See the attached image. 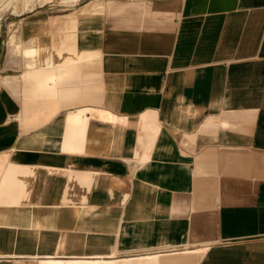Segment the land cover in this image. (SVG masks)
Masks as SVG:
<instances>
[{
  "label": "crops",
  "instance_id": "0c3cea01",
  "mask_svg": "<svg viewBox=\"0 0 264 264\" xmlns=\"http://www.w3.org/2000/svg\"><path fill=\"white\" fill-rule=\"evenodd\" d=\"M247 2L264 6L262 0ZM244 3L153 0L139 10L125 6L115 17L77 12V37L81 48L100 52L90 67L101 72L104 104L114 112L127 107L129 114L147 115L150 129L142 139H150L151 164L145 178L169 175L156 186L141 180L140 187L157 202L169 196L167 216L186 221L195 233L220 242L257 236L262 243L254 247L264 250V21L242 18L238 8ZM63 115L44 125L48 136L61 139ZM104 131L94 127L91 139L103 138L107 147ZM113 163L90 166L112 171ZM220 242L190 251L205 254Z\"/></svg>",
  "mask_w": 264,
  "mask_h": 264
},
{
  "label": "bare ground",
  "instance_id": "6f19581e",
  "mask_svg": "<svg viewBox=\"0 0 264 264\" xmlns=\"http://www.w3.org/2000/svg\"><path fill=\"white\" fill-rule=\"evenodd\" d=\"M46 1L0 0V18L6 10L21 13ZM112 5L110 0H93L78 11L51 15L38 33L25 40L14 39L9 31L6 59L14 58L19 72L1 74L0 85L18 99L19 106L15 111H8L2 121L30 135L64 110L58 156L82 157L87 153L91 130L100 126L108 139L103 156H118L128 165V173L119 176L102 166L95 167L94 171H78L57 163H24L17 159L16 152L29 151L28 138L21 140L18 147L0 151V261L8 264H194L189 258L194 254L191 248L210 247L220 242L215 235L204 237L195 233L186 221L170 219L167 216L169 196H160L157 202L154 193L138 184L144 180L156 186L169 175L161 173L155 181L145 178V169L151 164L150 151L146 148L150 139H142L150 129L143 121L146 114L138 111L129 114L127 107L114 112L104 104L101 72L90 67L100 52L81 48L77 37V12L96 14ZM45 32L49 34L47 41L42 38ZM70 104L76 106L69 107ZM111 150H119L120 154L114 156L109 153ZM57 175L64 177L61 192L58 198L49 200L45 190L50 178ZM94 188L100 190L102 205L85 217L91 201L82 192ZM129 232L140 236L150 234L151 242L144 246L137 243L132 248L120 247L121 236Z\"/></svg>",
  "mask_w": 264,
  "mask_h": 264
},
{
  "label": "rangeland",
  "instance_id": "374dc122",
  "mask_svg": "<svg viewBox=\"0 0 264 264\" xmlns=\"http://www.w3.org/2000/svg\"><path fill=\"white\" fill-rule=\"evenodd\" d=\"M92 1L93 0H80L74 3L72 0H47L43 5L37 4L32 10L21 13H13L11 10H6L3 16L0 18V75L12 73L16 74L19 72V65L14 60V58L6 59V50L9 44L8 42L10 36L9 31L12 33L14 39L20 38L25 40L30 38L28 37L29 35L32 36L38 33L40 27L50 15L62 13L68 6L81 7L85 5L82 7L85 8ZM110 1H112L114 6H110L109 8L98 12L99 17H103L105 13H108L112 17L121 15L125 6L139 10V6L151 7V5H153V0H126L128 2L125 0ZM244 1L245 6L243 10L238 8V12L243 11L242 18L258 19L264 21V6H259L260 8H258L253 4H246L250 1ZM262 3H264V0H262ZM230 13L231 12L229 11L228 14ZM86 16L89 15H84L83 17ZM180 17L183 18V12L181 13ZM260 31H262V27H260ZM42 38L44 39V34H42ZM47 40L48 39H46V41ZM18 106V99L12 97L8 90L4 86L0 85V151L8 149L9 147H18V144H20L21 140H26L28 138L30 140L27 142L29 151L16 152L17 159L24 163H57L58 165L65 167L68 166L78 171H82L84 169L88 171H94L93 169H95L97 166H90L92 164L108 165V162H115L111 166H116L117 168L112 169V171L109 170L110 172L118 174L119 176L126 175L128 173V170H123L124 166L121 164L118 156L112 157V159L103 158V155L100 153V151L105 150V148L102 147H106L107 144L106 140H103V138H93L91 141H89L87 148L88 153L84 154L86 156L83 155L80 158L68 159L67 156H58L60 138L48 136L47 133H45L44 126L38 128L36 131L32 132V134L28 135L20 132L16 125H11L2 121L8 111L17 110ZM47 155H52V157ZM124 165L128 168V165ZM63 181L64 177L61 175L50 178L45 190V194L48 196L49 200L52 197H59L58 195H60ZM40 182L41 181L38 178L37 183L40 184ZM138 184H140V182H138ZM121 189L123 190V188ZM82 193L87 199H89L88 201H91V205L89 206L90 210L85 215V217H87L89 213L98 210L102 205L100 199V190L94 188L90 192ZM256 237L257 236H232L231 239H225L221 241L220 244L207 251L205 254H203L201 251H197L191 256L190 259L193 260L195 264H264V250H258L257 247H254V243H262L258 242L259 240H255L257 239ZM151 238L152 236H150V234L146 236H140L133 232H129L126 236H121L119 246L122 248H132L131 245H135L137 243H139L137 244L138 246H144L145 244L151 242ZM0 264L8 263L6 261H0Z\"/></svg>",
  "mask_w": 264,
  "mask_h": 264
}]
</instances>
